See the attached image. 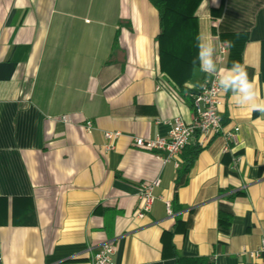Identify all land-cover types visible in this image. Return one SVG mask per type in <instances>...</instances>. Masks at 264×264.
<instances>
[{"label":"crops","instance_id":"1","mask_svg":"<svg viewBox=\"0 0 264 264\" xmlns=\"http://www.w3.org/2000/svg\"><path fill=\"white\" fill-rule=\"evenodd\" d=\"M164 3L160 18L148 0H0V264H90L106 242L110 264H174L161 237L175 221L185 224L172 237L178 256L255 264L243 250L264 239V112L222 91L235 141L199 146L171 214L178 167L134 147L167 136L175 117L191 122L187 93L212 75L198 38L219 36V77L235 61L237 32L219 29L226 0ZM239 62L264 100V0ZM105 132L119 133L109 152ZM156 180L138 219L137 194Z\"/></svg>","mask_w":264,"mask_h":264},{"label":"built area","instance_id":"2","mask_svg":"<svg viewBox=\"0 0 264 264\" xmlns=\"http://www.w3.org/2000/svg\"><path fill=\"white\" fill-rule=\"evenodd\" d=\"M225 53L226 46L221 44L217 49L220 61L224 60ZM219 78L218 74H212L209 79L201 83L197 91L187 93L191 106V122L189 124L184 123L180 117H175L171 121V129L167 136H155L152 139L135 138L133 140L134 147L153 152L161 162H173L175 167H178L175 158L193 139H196L198 145L202 147L209 138L221 134L228 142L229 147V144L235 141L236 129L223 132V122L219 112L222 105V90L218 85ZM60 121L68 123L70 120L67 116H62ZM86 127L91 128L92 124L87 122ZM118 136L117 132L103 133L106 142L103 146L104 151L109 152L114 149V141ZM158 186L157 180L141 186L137 194L136 218L142 219L150 212L153 202L157 199L154 191ZM165 208L168 214L172 213L170 203L166 202ZM243 253L255 264H264V239H261L254 249L243 250ZM113 255V243L106 242L96 253L92 254L90 264H110Z\"/></svg>","mask_w":264,"mask_h":264},{"label":"trees","instance_id":"3","mask_svg":"<svg viewBox=\"0 0 264 264\" xmlns=\"http://www.w3.org/2000/svg\"><path fill=\"white\" fill-rule=\"evenodd\" d=\"M148 1L156 9L161 18L164 11V0ZM262 2L263 0H226L225 13L222 22L219 24V29L224 33L230 31L237 32L236 46L235 49H233V57L235 61L239 62L240 60L242 49L245 43L249 40V33L254 24V16L261 7ZM188 146L180 152L182 161L179 162L177 176L174 183V196L172 202V208L174 211L177 209V189L186 184L194 159L201 151V147L196 143L191 147ZM227 225V208L221 207L218 215V228L222 234H226ZM181 226L183 227L185 224L181 223V221H175L172 231L162 233V251L164 253L165 251H168L169 255L174 260V264H212L206 258H187L178 256L172 242V237Z\"/></svg>","mask_w":264,"mask_h":264},{"label":"clouds","instance_id":"4","mask_svg":"<svg viewBox=\"0 0 264 264\" xmlns=\"http://www.w3.org/2000/svg\"><path fill=\"white\" fill-rule=\"evenodd\" d=\"M218 40V35L204 39L198 38L197 60L200 70L205 73L214 74L217 72L215 52ZM223 44L228 48L232 47V42L229 40L223 41ZM218 85L224 93H232V99L237 105H248L253 110L264 112V100L258 101L256 86L249 80L247 70L240 62L234 61L231 68L223 70Z\"/></svg>","mask_w":264,"mask_h":264}]
</instances>
